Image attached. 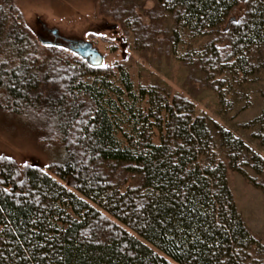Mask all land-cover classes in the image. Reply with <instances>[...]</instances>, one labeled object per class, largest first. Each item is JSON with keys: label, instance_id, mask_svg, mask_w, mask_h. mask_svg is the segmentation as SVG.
Instances as JSON below:
<instances>
[{"label": "trees", "instance_id": "trees-1", "mask_svg": "<svg viewBox=\"0 0 264 264\" xmlns=\"http://www.w3.org/2000/svg\"><path fill=\"white\" fill-rule=\"evenodd\" d=\"M152 1L145 9L100 0L98 11L132 30L146 52L169 51L181 33L210 36L198 58L184 57L190 85L218 91L230 75L253 72L264 47V0ZM22 13L16 0H0V107L42 115L44 140L60 142L65 154L48 170L0 156V264H246L252 250L264 257L228 177V169L239 172L264 192V157L200 116L190 96L137 86L123 66L93 67L40 45ZM207 67L215 79L197 77ZM253 123L264 145V110ZM245 155L261 180L244 170ZM120 165L139 175V188L112 185L108 171Z\"/></svg>", "mask_w": 264, "mask_h": 264}, {"label": "rangeland", "instance_id": "rangeland-1", "mask_svg": "<svg viewBox=\"0 0 264 264\" xmlns=\"http://www.w3.org/2000/svg\"><path fill=\"white\" fill-rule=\"evenodd\" d=\"M136 2L138 5L144 4L145 9L154 6L152 0ZM16 3L36 37L37 34L44 36L43 26L47 25L70 38L93 42L96 48L105 54V65L127 68L137 86H157L172 95L179 93L190 96L200 116L207 115L212 122L231 130L254 152L264 157L262 139L257 138L262 129L253 123L264 110V47L255 50L251 74L230 75L224 86L217 91L199 82L188 84L191 65L189 60H184L189 53L190 59L198 58L203 48L212 41L210 36L192 38L189 34L181 33L177 43L176 39L169 40V51L146 52L136 48L132 30L126 34L119 25L117 28L104 25L107 19L98 11L100 0H16ZM138 11L145 22L149 23L150 19L145 12L142 9ZM108 23L110 26L115 24L113 21ZM172 28L174 29L173 23ZM115 30L118 33H115ZM118 37L120 40H117ZM39 49L37 56L41 57L42 47L39 46ZM63 50L74 53L69 48ZM2 61L6 60L2 58ZM196 75L202 80L207 77L216 78L209 67L198 71ZM191 92H196V95ZM45 123L40 114L23 115L0 107V156L15 159L21 167L33 164L46 170L52 161L62 160L65 149L60 142L46 141L43 138L42 132L47 129ZM216 141L217 152L220 158L226 161L227 150L221 146L217 136ZM243 157L244 161L240 162L248 176L261 180L253 169L249 155ZM112 170H109L107 175L114 187H140V177L137 173L126 172L123 165ZM228 170L232 195L243 220L253 236L264 244V192L243 174ZM91 203L101 209L97 204ZM114 220L141 238L126 224ZM156 251L159 252L157 249ZM249 254L250 258L246 264H264L263 256L256 254L254 250Z\"/></svg>", "mask_w": 264, "mask_h": 264}, {"label": "flooded vegetation", "instance_id": "flooded-vegetation-1", "mask_svg": "<svg viewBox=\"0 0 264 264\" xmlns=\"http://www.w3.org/2000/svg\"><path fill=\"white\" fill-rule=\"evenodd\" d=\"M104 25L108 26V27H113V28L118 27L116 24L110 26L108 21L104 22ZM43 33H44V36L37 34V38L42 45L55 46V47H58L61 49L69 48L74 53H76L74 51V48H75L74 43L86 41L84 39H75L72 37L70 38L68 36H65V35L61 34L58 29L53 28V27H49L47 25L43 26ZM115 33H118L117 30H115ZM118 38H117V40H120V38L119 39Z\"/></svg>", "mask_w": 264, "mask_h": 264}, {"label": "water", "instance_id": "water-1", "mask_svg": "<svg viewBox=\"0 0 264 264\" xmlns=\"http://www.w3.org/2000/svg\"><path fill=\"white\" fill-rule=\"evenodd\" d=\"M74 51L85 62L93 67H103L106 62V56L91 41L74 43Z\"/></svg>", "mask_w": 264, "mask_h": 264}]
</instances>
